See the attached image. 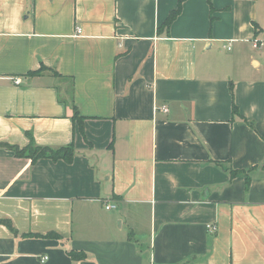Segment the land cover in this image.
Instances as JSON below:
<instances>
[{
  "label": "crops",
  "instance_id": "0c3cea01",
  "mask_svg": "<svg viewBox=\"0 0 264 264\" xmlns=\"http://www.w3.org/2000/svg\"><path fill=\"white\" fill-rule=\"evenodd\" d=\"M178 1L0 0V264H264V0Z\"/></svg>",
  "mask_w": 264,
  "mask_h": 264
},
{
  "label": "trees",
  "instance_id": "16d2710c",
  "mask_svg": "<svg viewBox=\"0 0 264 264\" xmlns=\"http://www.w3.org/2000/svg\"><path fill=\"white\" fill-rule=\"evenodd\" d=\"M184 1L185 0L178 1L176 8L169 13L165 21L160 26L159 28L160 30H163L166 33L168 32L171 23L180 13ZM208 3L210 4L209 0ZM43 70H45V68L40 67L38 71L29 73L28 76H38ZM53 75L59 77V75L56 73H53ZM230 92L231 95L233 96L231 86H230ZM231 111H232V115H238L237 107L233 102H232ZM72 119L74 122L78 123L79 130L83 132L82 124H81L83 118L79 115L75 107H73ZM4 146L10 151H12L14 153V156L28 158L32 162H35L38 159L47 158L53 161L63 160L67 163H70L74 157V149L71 145L59 147L57 149H51L48 147H39L34 145L31 137H29V144L26 148L19 149L16 146H10V145H4ZM51 236H55V235H51ZM67 256L72 261H77V262L84 261L86 258L84 253L77 252L74 250H67Z\"/></svg>",
  "mask_w": 264,
  "mask_h": 264
},
{
  "label": "built area",
  "instance_id": "2783aa9c",
  "mask_svg": "<svg viewBox=\"0 0 264 264\" xmlns=\"http://www.w3.org/2000/svg\"><path fill=\"white\" fill-rule=\"evenodd\" d=\"M77 34H81V30L80 29H77ZM223 47L226 50H230L229 45H225ZM252 47L253 48H260V47H262V43L261 42H257V41H252ZM163 111H166V109L163 108ZM104 209H106V210H112V209H115V206L114 205L107 204V203L106 204L104 203ZM207 229H208L209 232H214L215 226L209 225V226H207Z\"/></svg>",
  "mask_w": 264,
  "mask_h": 264
}]
</instances>
